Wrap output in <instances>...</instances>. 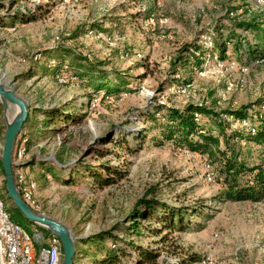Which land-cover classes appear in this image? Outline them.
<instances>
[{
	"label": "rangeland",
	"instance_id": "1",
	"mask_svg": "<svg viewBox=\"0 0 264 264\" xmlns=\"http://www.w3.org/2000/svg\"><path fill=\"white\" fill-rule=\"evenodd\" d=\"M253 1L0 0V17L6 22L16 16L36 18L14 28L0 27L2 82L24 100L43 108L66 106L81 119L29 148L30 157L37 153V161L48 160L60 169V181L56 172L39 178L40 213L72 231L78 264L103 255L109 238L95 236L108 231L111 238L118 235L155 250V264H201L207 259L214 264H264V200L225 201L216 179L218 165L207 155L173 141L158 145L170 109L206 106L221 116L228 136H245L229 141L239 160L264 167V146L246 139L241 120L225 115L245 107L253 127L264 118V63L251 53L254 47L264 50V12L248 15ZM240 20L260 29L240 28ZM235 41L243 48L237 49ZM56 58L67 59L85 83L73 75L67 83L55 80L47 64ZM15 112L10 106L9 117ZM211 118L199 121L217 136L219 120ZM0 125L4 131L1 107ZM221 148L226 150L223 139ZM96 150L106 155L98 158ZM22 172L42 174L38 163ZM90 172L115 182L100 186ZM3 181L4 175L7 212L34 237L40 229L8 210L12 202ZM144 197L161 203L153 211L156 216L166 214L165 205L181 210L182 227L164 229L149 209L140 230H129L133 209ZM154 228L160 235L148 230ZM85 242L89 258L84 257ZM121 264H130L129 258Z\"/></svg>",
	"mask_w": 264,
	"mask_h": 264
},
{
	"label": "trees",
	"instance_id": "2",
	"mask_svg": "<svg viewBox=\"0 0 264 264\" xmlns=\"http://www.w3.org/2000/svg\"><path fill=\"white\" fill-rule=\"evenodd\" d=\"M3 9V6L0 7V10ZM36 18H28L25 16H16L10 18L9 22H6L5 18L0 17V27L3 28H14L19 24H26L30 21H34ZM238 26L245 30H259L258 26L255 23H246L244 21H240ZM264 38V32H263ZM218 41L215 42V45ZM237 45V49L243 48L242 44L238 41H235ZM216 47V46H215ZM251 50L253 47L248 46ZM252 50V54L254 58H259L264 55V50H258V48L254 47ZM220 53L225 57L226 53V44H219ZM198 50V48H197ZM65 67L67 68L65 70ZM47 69L49 74L57 80L59 75H63L66 72L68 78L73 75L76 79H79L81 83H85L86 80L82 79V75H80L79 70H77L67 59H51L49 65L47 64ZM79 75L81 78H79ZM85 86V85H84ZM100 89H97V93H100ZM107 94L110 93L108 90ZM105 93V94H106ZM29 101V100H28ZM30 107L33 108V112L29 115L26 123L23 126L21 133L18 135L15 147L19 142L20 138L23 136L28 137L27 148L35 147V140H41L45 137L57 136L61 133H64L65 127L69 123H78L81 119L75 116L74 112H67V107L58 108H43L37 107L34 108L36 103H32L29 101ZM0 107L2 108L1 104ZM159 110V109H158ZM170 114L168 116L167 122L163 124V130L161 132V141L158 145L165 143L166 141H173L177 143L181 147H185L191 152H197L203 155H207L210 160L218 166V173L216 179L220 182L223 189L220 192V197L225 201L231 202H260L264 200V167L263 166H253L248 167L246 164L239 160V156L234 154L233 150L229 146V141L233 139H242L245 138L244 135L239 134L238 132H234V134L228 136L225 133V127L222 125L219 114H215L212 110L207 108L206 106H196L190 104L186 106L183 110L179 109H170ZM158 112V111H157ZM195 114L199 115L200 121L202 117H213L216 116V119L219 120V134L216 136L210 130H206L204 126L200 123V121H196ZM225 115L229 117H235L237 120L250 119L247 108H241L240 110L226 112ZM37 116H41L42 119L39 122L37 120ZM77 119H76V118ZM212 119V118H211ZM252 121V120H251ZM254 125V124H253ZM256 128V134L254 136L246 135V139L252 141L254 144L258 146H264V118L262 119V124L254 125ZM37 135V136H36ZM197 136V139L195 138ZM222 139L226 144V150H222L221 143ZM32 147V148H33ZM106 154L102 152V150H96V156L98 158H103ZM37 156L30 157L28 161V166L34 167L38 163L39 168L41 169L42 174L40 176L35 177L37 181L40 179H48L51 178L55 172L56 175L54 177L57 181L59 180V176H57V172L60 171L59 168L53 166V164L48 160L39 159L37 161ZM106 169V168H104ZM0 172L1 176L3 175L2 164L0 162ZM29 174H31L29 172ZM120 176V174H118ZM89 176L93 178V180L98 183L100 186L110 185L115 182L113 178H105L102 174H94L90 172ZM111 177V176H109ZM74 181V178L70 180ZM67 183V181H66ZM3 190L5 189V181H3ZM140 206L145 207V212L140 210ZM161 206V203L154 199H147L146 197L140 199L133 209V214L130 217L132 221V225L128 229L139 231L141 227V221L148 219L150 216L149 209L152 211L157 210L156 207ZM10 212H15L18 216L23 218L21 213L16 210L12 204L11 208L8 209ZM164 216L159 217L156 214L151 215L156 219L157 224L163 225L164 229L173 230L174 228L182 227V211L176 210L168 206H163L162 210ZM13 218V216H10ZM24 219V218H23ZM44 230V229H43ZM153 231L155 234L159 233L158 228H154ZM47 235H51L49 231L44 230ZM109 238V244L107 249L104 250V253L101 257L90 256L91 262L88 264H121L123 258H129L130 264H155L159 254L155 250L143 249L140 246H135L133 242H130L123 237H119L118 235L115 238H111V232H103L95 236L97 239L102 240L103 237ZM84 248V257L89 258L87 256V247L88 242H85ZM63 253V251H62ZM79 257V249L76 246V258L75 264H78ZM93 257V258H92ZM193 262L197 260H192Z\"/></svg>",
	"mask_w": 264,
	"mask_h": 264
},
{
	"label": "built area",
	"instance_id": "3",
	"mask_svg": "<svg viewBox=\"0 0 264 264\" xmlns=\"http://www.w3.org/2000/svg\"><path fill=\"white\" fill-rule=\"evenodd\" d=\"M264 12V0H254L247 6V14ZM233 14V13H231ZM235 14H239L236 12ZM234 15V14H233ZM242 21V20H240ZM257 63H264V55L257 58ZM67 68L65 67V70ZM66 72L59 75L57 80L67 83ZM75 80V77H72ZM69 81V80H68ZM98 100H95L97 102ZM264 108V105H263ZM196 121L199 116L195 114ZM240 125L244 127L248 135L254 136L256 128L249 125L247 119H243ZM4 131L0 125V162L3 146ZM28 137L20 138L17 146H14L13 163L14 179L21 198L34 210L41 212V205L38 199V183L29 175L22 172L26 162L30 160L31 150L27 148ZM0 172V264H62V245L60 240L53 234L47 235L43 229H35L34 237L31 236L22 226L15 223L6 210L3 200V191ZM36 243L38 246H36ZM201 264H214L210 259L203 260Z\"/></svg>",
	"mask_w": 264,
	"mask_h": 264
},
{
	"label": "water",
	"instance_id": "4",
	"mask_svg": "<svg viewBox=\"0 0 264 264\" xmlns=\"http://www.w3.org/2000/svg\"><path fill=\"white\" fill-rule=\"evenodd\" d=\"M0 104L3 109L4 134L1 151V164L7 198L12 202L23 218L31 225L49 231L62 245V264H75L76 241L72 231L60 221L34 211L20 196L14 179L13 152L18 135L30 115L29 103L20 97L11 85L0 79ZM10 106L16 112L12 118L8 115ZM28 165L26 162L25 166Z\"/></svg>",
	"mask_w": 264,
	"mask_h": 264
},
{
	"label": "crops",
	"instance_id": "5",
	"mask_svg": "<svg viewBox=\"0 0 264 264\" xmlns=\"http://www.w3.org/2000/svg\"><path fill=\"white\" fill-rule=\"evenodd\" d=\"M27 101V100H26ZM28 103H29V107H30V102L29 101H27ZM37 107H39L37 104L36 105H34V108H37ZM31 112H33V108L32 107H30V114H31ZM35 154H37V153H35ZM30 176L32 177V178H34L35 179V177L32 175V174H30ZM39 182V179L37 180V183ZM38 188H39V184H38Z\"/></svg>",
	"mask_w": 264,
	"mask_h": 264
}]
</instances>
